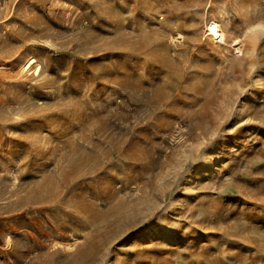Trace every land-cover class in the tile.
Instances as JSON below:
<instances>
[{
  "label": "rangeland",
  "instance_id": "rangeland-1",
  "mask_svg": "<svg viewBox=\"0 0 264 264\" xmlns=\"http://www.w3.org/2000/svg\"><path fill=\"white\" fill-rule=\"evenodd\" d=\"M1 14L0 264H264V0Z\"/></svg>",
  "mask_w": 264,
  "mask_h": 264
},
{
  "label": "bare ground",
  "instance_id": "bare-ground-1",
  "mask_svg": "<svg viewBox=\"0 0 264 264\" xmlns=\"http://www.w3.org/2000/svg\"><path fill=\"white\" fill-rule=\"evenodd\" d=\"M203 154V153H202ZM215 160V158L213 159ZM211 165H212V160H209L206 158V156L203 154L198 163L196 164V167H200L201 168V171H209V169L211 168ZM199 169V168H198ZM200 172V171H199ZM203 174V173H202ZM201 175V174H200ZM157 229V228H156ZM155 235V234H154ZM158 235L163 237L164 239H167V240H171L172 239V235L170 234V231L168 229H165V228H159L158 230ZM158 236V237H159ZM174 240V239H173Z\"/></svg>",
  "mask_w": 264,
  "mask_h": 264
},
{
  "label": "built area",
  "instance_id": "built-area-1",
  "mask_svg": "<svg viewBox=\"0 0 264 264\" xmlns=\"http://www.w3.org/2000/svg\"><path fill=\"white\" fill-rule=\"evenodd\" d=\"M16 3V0H0V23H4L5 20L7 19L6 17H3L1 14V11L5 9V7H7V11L11 12L14 5ZM7 27V26H6ZM3 31L6 30L5 27L2 28Z\"/></svg>",
  "mask_w": 264,
  "mask_h": 264
}]
</instances>
